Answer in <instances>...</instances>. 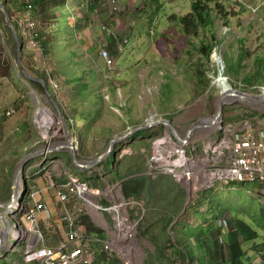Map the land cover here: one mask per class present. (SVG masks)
Returning <instances> with one entry per match:
<instances>
[{
	"label": "rangeland",
	"instance_id": "374dc122",
	"mask_svg": "<svg viewBox=\"0 0 264 264\" xmlns=\"http://www.w3.org/2000/svg\"><path fill=\"white\" fill-rule=\"evenodd\" d=\"M93 1L88 11L97 0ZM105 1L111 14L118 19L119 28L117 31L113 32L109 25H104L100 32L99 25V27H92V35L90 36L89 30H80L83 29V20L81 19L84 18L80 16L81 12L78 13L76 9H73L74 16H71L69 21L58 20L56 30L51 28L54 24L51 21H47L49 25L47 23L43 24L44 31L51 28L48 35L52 40L53 52L38 53L30 51L27 42L23 41L24 51L27 53L26 58H23L25 61H31L33 58L35 66L41 65L49 75L53 74L54 79L61 85L62 98L67 95V92L74 96L73 93L76 94L75 88L77 85L80 89L86 90V83H92L91 79L94 78L95 83L93 82L91 88L94 91L87 90L88 93H86L85 98L93 99L94 109L100 111L101 105L94 97H101L102 101L106 102L109 96H113L118 101L117 107L114 106V108H117L119 114L110 110L108 112L116 116L118 127L124 128L122 130V132L125 131L123 134L138 127H143L145 119L150 113H157L169 121L181 140L185 139L190 127L195 122L211 119L217 112L218 99L221 94L212 85V78L215 80L217 77L216 73L213 74L211 68V58L214 53L223 63L225 76L232 81L242 82L247 86L264 85V9L258 15H248L237 4L238 0H117L120 6L119 13L113 14L110 0ZM244 1L254 4L256 0ZM0 2L2 1L0 0ZM194 2L201 4L209 2L208 6L211 9H214L217 5L224 9L221 17L217 16V11H213L214 23L212 27H209V32L201 30L197 38L184 36L178 22L180 18H184L189 14L190 6ZM257 2L264 3V0H257ZM94 11L91 12L94 14ZM224 14L227 16L226 21L223 20ZM3 22L0 18V113L3 115V126L0 130V201L6 203L0 204L7 205L10 204L13 194L19 164L26 156L44 146L52 147L67 144L69 132L75 144L77 139L73 136L75 135L73 128H76V132L80 131L81 140L83 143L86 140L88 149L90 146L97 145V142L92 140L93 136L91 134L86 136L87 126L90 122L93 124L96 116L91 119V117L84 116L83 111H76L74 119L72 118L73 123L68 124L66 122L69 128L68 132L61 119V116L64 118L66 114L60 105H58L59 109H56L52 104V93V97L47 93L39 94L36 91L37 89L35 90L30 82L23 78L18 65V52L15 48L9 49L8 39L10 35ZM224 22H227V24L225 25ZM15 25L20 30L24 28L22 20L18 21L17 24L15 23ZM225 27H228L229 31ZM210 28H212L211 31L215 35L216 43L209 58L206 59L200 53V49L204 43L207 44L210 40ZM51 30L54 31V34ZM94 35L95 38L93 39ZM101 37H104L107 41L113 40L115 37L117 40L114 51L103 47L110 52L114 61V69L111 72L102 66L99 57V40ZM82 39H86L83 44ZM57 49L59 50L57 51ZM84 50H86V53ZM73 53L76 54L77 58L72 62L70 68L75 72L70 75L65 73L61 76L55 73V66L52 64L53 59L55 61V56L61 61L64 59L65 64H67L69 62L68 58ZM30 55L32 56L31 59ZM21 61L24 69L31 75L32 73L23 64L24 60L21 59ZM8 70L12 71L15 76L16 82H13L15 88L7 79L1 78V72ZM190 71L194 72L195 81L184 79V76H187ZM166 74L169 79L166 78ZM67 77L68 79L71 77L69 80L74 84H68ZM174 85L184 86L178 89V87H173ZM14 90L19 91L17 99L12 92ZM244 93L252 94L250 92ZM253 96L258 95L255 93ZM72 99L75 101L74 98ZM228 103L229 105L225 106L222 117L226 126L241 125L245 121L253 129H259L264 125V103L244 102L235 104L233 100L228 101ZM88 105L90 106V104ZM62 106H65V104L62 103ZM73 107L79 109L81 105L77 106L75 101ZM11 109H14L17 113L13 117L8 116ZM42 109L52 116L53 121L51 124L55 123L48 140L47 133L43 134L37 123L38 121H36L37 115L40 116L39 112ZM101 118H104L101 120L102 124H107L108 117L104 113ZM160 129L150 130L146 140L142 139L140 141L143 148H141V151L137 150V153L133 156H130L132 151H125L127 147L121 150H124V153L128 152L129 155H121L120 150H116L114 165H112L111 160L107 162L108 168L113 173H109V169L105 170L100 166L104 160L93 169L83 172L82 175L68 162L66 166L56 163L58 161L57 155L52 156L53 154H51L49 155L50 160H54V162L48 161L47 165L49 167L44 171L38 168L43 160L42 157L32 160L28 166V168H32L29 173L30 182L26 183L24 181L28 169L22 176L23 181L26 186H31L28 189L37 185L54 188V191L50 194V201L54 206L56 215L61 220L69 208L54 205L56 200L54 198L55 191L58 186L66 184L68 176L73 173L77 179L86 183L90 189L97 190L102 194L98 198L99 206L103 208L117 206L122 215L128 218L130 224L134 226L132 238L128 240L131 249V264H189L187 260H183L182 255L178 252L183 250L179 246L178 250L171 247L170 243L171 241L175 242L176 236L173 230L179 231L178 222L180 220L183 221L182 224L195 226L194 224L198 223L197 220L194 223L195 216L202 215L203 218L206 216L207 210L203 207L212 206L213 213L216 209L223 208L224 211L220 216L230 220L231 229L228 232L232 233L237 222L245 221L248 223L263 215L259 211L264 212V200L255 197V191L248 185H214L210 189L198 187L194 192L188 190L182 183L174 181V185L163 181L159 187V194L156 192L155 196L151 194L144 195L140 203L125 201L121 192L122 177L120 175L126 176L125 171L128 167L133 169L138 162L144 165L146 176L149 175L147 163L151 154L154 153L153 142L155 139H162L166 135L165 128L161 127ZM104 132L107 131L103 129L99 134L107 137ZM52 136L59 139L58 143L50 141ZM209 137L219 138L218 128L196 130L188 140V145H190V148L196 146V143L200 145L204 139ZM25 146L29 150L23 152V149H21L22 153L17 154L18 147L24 148ZM15 150L16 152H14ZM104 153L105 151L101 155ZM93 154L87 155V159L80 161H94L96 158ZM116 171L120 172L117 178L115 177ZM152 176V182H158L160 185L159 179L162 175ZM162 184L166 185L163 186ZM218 201H220V204ZM178 202H180V209L172 208V205L175 203L176 206ZM191 206H194V208H191ZM173 212H176L175 216L171 215ZM84 217H87L95 227L104 231L103 238L97 235H92V238L109 240L113 237V223L106 213L92 212L85 207ZM215 220V218H212L213 224ZM250 224L253 225V221ZM43 229L47 242L49 240L51 243V240H54L57 235L52 234V230L47 229L45 223H43ZM226 232L222 231V233ZM219 233L214 225L205 238L210 248L213 249L211 253L214 256L216 253L222 261L223 259L226 261L228 249L225 248L226 253H224L219 246V241L216 238ZM258 234L260 237L259 240L257 239V244H260L263 241V232L259 230ZM233 239L234 236L232 235ZM91 244L93 246L92 253L97 264L123 263L118 256L106 255L100 244H97L94 239ZM246 247L247 249L244 250L246 253L253 250L248 245ZM7 252L2 251L0 254H7L6 258L15 261L18 259L14 252ZM235 253L237 254L236 248ZM228 258L229 260L233 258L232 251Z\"/></svg>",
	"mask_w": 264,
	"mask_h": 264
},
{
	"label": "built area",
	"instance_id": "2783aa9c",
	"mask_svg": "<svg viewBox=\"0 0 264 264\" xmlns=\"http://www.w3.org/2000/svg\"><path fill=\"white\" fill-rule=\"evenodd\" d=\"M93 2V0H81V11L87 12ZM109 2L113 14H118L120 6L117 0H110ZM8 4L11 8L16 5L15 0H8ZM17 4L24 6L22 13H19L20 17H17L14 12L15 19L22 20L24 25V28H21L20 37L27 42L29 50L41 52L42 39L39 36V25L34 19L37 12V0H19ZM243 7L249 14L258 15L264 9V3L261 2L255 6L243 4ZM225 29L229 31L227 27ZM215 56L216 53L211 58V68L217 77L215 80L212 78V85L220 93L240 91L243 93L250 92L252 93L249 94L251 96L255 93L264 96V85L247 86L242 82H234L226 77L222 61L220 59L219 61L214 60ZM99 57L104 68L109 72L113 71L114 61L110 52L102 48L99 50ZM49 85L53 90L55 99L59 102L60 83L49 76ZM111 110L118 113L117 108H111ZM15 114L14 109L8 112L9 117H13ZM163 120L165 119L161 115L150 113L145 119V126ZM70 123L73 121L70 120ZM54 125L55 123L47 129V139H49ZM218 130L219 138L209 137L204 139L200 145L196 143V146L190 148L188 142L184 145L176 144L166 129V135L153 142L154 153L151 154L147 163L148 174L157 177L158 175L170 176L177 183H182L188 190L194 192L198 187L210 189L214 185H248L255 191V197L264 200V125L259 129H253L245 121L241 125L226 126L224 124ZM53 140L54 136L50 138V141ZM75 148L78 151L79 146L76 141ZM38 168L42 171L48 168L46 158ZM26 169L28 171L25 170L27 174L24 181L29 183L31 179L29 173L32 168L27 167ZM24 181L21 178L18 182L17 203L13 211L4 213V216L11 220L5 221L0 218V222L4 227L10 224L12 240L9 248L13 252L21 251L26 264H94L93 246L91 244L93 239L97 244H100L102 251L108 256H118L123 262L122 264H131V249L128 240L132 238L134 226L130 224L128 218L122 215L117 206L108 208L99 206L98 198L102 195L99 191L90 189L86 183L81 182L73 175L68 176L64 186L57 188L54 205L62 208L68 207L69 210L61 218L62 222L67 225L64 238L56 246H52L49 240L47 242L42 224L45 223L47 229L52 230V234H56L51 227L53 212L45 200V195L54 188H43L39 185L30 188V201L25 207L23 201L27 187ZM84 206L92 212L106 213L109 216L113 223L112 238L109 240L92 238V235L81 225L85 212ZM217 225L226 230L228 229V220L220 218ZM219 241L221 243L222 239Z\"/></svg>",
	"mask_w": 264,
	"mask_h": 264
},
{
	"label": "trees",
	"instance_id": "16d2710c",
	"mask_svg": "<svg viewBox=\"0 0 264 264\" xmlns=\"http://www.w3.org/2000/svg\"><path fill=\"white\" fill-rule=\"evenodd\" d=\"M68 0H40V5H42V7H45L46 12L45 14L49 15L50 11H53L54 9H59L62 10L66 7ZM38 3V2H37ZM209 2H205L203 4L199 3V2H194L191 4L190 6V12L187 16H185L184 18H180L179 19V25H181L182 28V34L186 37H194L197 38L199 35V32L201 30L205 31V32H209L208 29L209 27H212L214 21H213V11H217L218 14L217 16L221 17V15L224 12V9H222L221 7H219L218 5L214 8L211 9L208 6ZM3 5H5L7 12L9 14V16L12 19V23L14 26V31L15 33L19 36V39L21 41V44H23V40L20 37V35L22 34L21 30L19 29L18 26L15 25L14 23V19H15V14L14 11L11 9V7L8 4V0H4ZM220 9V10H219ZM223 10V11H222ZM224 21L227 20V16L224 14ZM0 18L2 19V21H4V25L6 27V30L8 32V34L10 35L8 42H9V48L10 49H16L17 51V44L14 38V33L13 31L10 29V27L7 24L6 21V17H5V13L0 9ZM224 24L226 25L227 22H224ZM212 28H210V40L208 41V43H204L200 49V53L203 55L204 58L208 59L213 47L216 43V39H215V35L212 33ZM205 40H207V38H205ZM51 47H49V45H45V51H47V49H49ZM59 49H57L58 51ZM65 50V49H64ZM52 51V50H51ZM56 51V52H57ZM55 54V53H54ZM24 56V54H23ZM76 54L74 53L73 55H71L68 60L69 62H72L76 59ZM23 60V58H22ZM63 66H68V63L65 64L64 59H62V61L59 63V67H63ZM1 69V66H0ZM73 72H75L74 70H71L67 73L68 75L72 74ZM1 77L2 78H6V79H10L12 80V82H15V76L12 73V71L8 70V71H4L1 72ZM23 76V75H22ZM38 77V75H35ZM24 78V77H23ZM71 77H69L70 79ZM25 79V78H24ZM37 79L43 80L45 83H49V78H47V74L44 73L43 75H41V77H38ZM68 79V77H67ZM68 79V80H69ZM74 79V76H73ZM92 83H86V90H82L80 89V87L77 85L75 88L76 94L78 96V98L82 101V98L85 97L86 93H88L87 90L91 89L92 84L95 83L94 78L91 79ZM94 82V83H93ZM72 84V81H68V84ZM30 84L34 87V89L39 92V94H46V90L45 87L38 83V82H31ZM74 84V83H73ZM19 86V85H17ZM64 119L65 121L70 124L69 119L67 116L64 115ZM96 120H98V118L96 117V119H94L93 124L96 122ZM90 124V123H89ZM88 124V125H89ZM3 126V117L0 115V130L2 129ZM62 127V125H61ZM149 131H139L137 133H135L130 139H136L139 137L144 136L143 134H148ZM87 135V133H86ZM77 143H78V151L77 152V156L78 159H80L83 155H82V145H81V138L79 136H77ZM129 139V140H130ZM54 142H58L59 139L54 138L53 140ZM118 148L116 146H114L110 156L108 157L107 160H105L100 166H102L105 170H108V165L107 162L108 160H111L112 165H114L115 163V158L114 156L116 155V150ZM84 152V151H83ZM57 154H53L52 156H56ZM68 163L70 166L73 167L72 165V161H71V157H68L67 159ZM99 166V167H100ZM74 168V167H73ZM109 173H113L112 171H110L109 169ZM126 176H121L120 172L116 171L115 172V177H122L121 178V192L122 195L125 199V201H134L135 203H140L143 200V196L145 195H154L159 194V187L161 186V183L163 182L161 179H159L160 181V185L157 183L152 182L151 176L148 175L146 176L145 174V168L144 165L141 162H138L137 165L134 166L133 169H130V167H128L127 171H125ZM82 174L83 173H79ZM163 185V184H162ZM166 184H164L163 186H165ZM4 186V185H3ZM29 186H27V192L26 195L24 197V201H23V206H28L29 204V193L30 190L28 189ZM153 198V197H152ZM154 200V198H153ZM218 203L220 204V201H218ZM175 204V203H174ZM172 205V208H176L177 210L180 209V202H178V205ZM191 208H194V206H191ZM212 206L210 207H203V209L207 210L206 211V216L205 218L199 215L195 216L194 219V223L196 222V220L198 221L197 224H194L195 226H193L192 224H182V220H180L178 222V226H179V231H174L175 233V242L171 241V247H174L178 250V246L183 250V251H178L182 257L184 261H188L189 264H244V262H246L248 259L247 257H244V254H246V252L244 251L245 246L248 245V243L255 241L257 239H259L260 235L259 230L263 232V241H262V245H264V212L263 211H259L260 213L262 212L263 215H261V217L258 218H254L253 220V225L250 224V222L246 223L245 221H240L237 222L235 224V229L232 231L231 235H230V240L232 241V235L234 236V239L237 241L238 243V247H239V252L240 255L236 256L232 254L233 258L231 260H229L228 256L230 254V252H227V259L226 261H223L220 259V256L215 253V256L213 255V253H211V251L213 249L210 248L209 243L207 241V239L205 238V236L211 231L212 227H216V230H218L220 233L219 235L216 237L217 240H221L222 242L219 243V246L221 248L223 247H227V249L229 250V246L230 243L225 239V237L223 236L222 233V229L218 227L217 225V221L219 220V218H221L222 216L221 213L224 211L223 208L220 209H216L214 211V213L212 212ZM171 215L175 216L176 212L171 213ZM22 216V215H21ZM172 216V217H173ZM220 216V217H219ZM207 217V218H206ZM212 218H215L216 220L214 221V224L212 223ZM81 225H83V227L86 229V231L88 233L97 235L99 237H104V231L98 227H95L91 221L87 218V217H83L81 220ZM228 230L231 229V223L228 222ZM189 240L191 241L189 243ZM188 243V244H187ZM255 248H259L258 246L255 245ZM246 249V248H245ZM223 250V249H222ZM226 253V252H224ZM255 260V258L252 259V261H249L250 264H256L253 261ZM253 262V263H252Z\"/></svg>",
	"mask_w": 264,
	"mask_h": 264
},
{
	"label": "crops",
	"instance_id": "0c3cea01",
	"mask_svg": "<svg viewBox=\"0 0 264 264\" xmlns=\"http://www.w3.org/2000/svg\"><path fill=\"white\" fill-rule=\"evenodd\" d=\"M1 1H2L1 3L3 4L4 0H1ZM17 1H19V0H15V4L16 5H14L11 9L16 13L17 17H20L19 16V13L20 14L22 13V9L24 8V6L18 5L17 4ZM253 1H255V0H253ZM37 2H38L37 5H36L37 12L35 13L34 19L37 22V24L39 25V36L42 39V46H43L42 49H41L42 50L41 51L42 53H47V52H49L51 50H52L51 52H53V49H52V40L50 39V35H48L49 34L48 32H50V29L51 28L56 30V23H57L58 20H61V21L68 20L69 21L70 17L73 16V14H72L73 9H76V11L78 13L81 12L80 13V16L82 18H84L83 19V22H82L83 29H80V30H84V29L86 31L89 30L90 31L89 32L90 36L92 35V30H93L92 27H99V25H100V32L102 31V27H104V25H109L113 32L117 31L118 28H119L118 27L119 26L118 25V19L111 14V12L109 11L110 8L107 5V3H106L105 0H104V2H103V0H97L94 3V6H92V8L90 9V11H87V13L86 12L83 13L82 12L83 10L81 11V7H80L81 0H71L70 2L68 0L67 1V4H66V7L64 9H62V10L54 9L53 11H50L49 16H48V14L47 15L45 14V12H46L45 9L46 8L45 7H42V5H40V0H37ZM257 3L258 2L256 0L254 2V4H257ZM93 10H95L94 11V14L91 12ZM56 17L57 18L60 17V18L57 19ZM18 21L19 20L17 18L14 19V23H16V24H17ZM47 21H49V22L51 21L55 25L53 24L51 28H47L46 31H44L43 24L47 23V25H49L48 24L49 22H47ZM51 32H52V34H54V31L53 30H51ZM14 38H15V36H14ZM94 38H95V35L93 36V39ZM15 41H16V39H15ZM116 41H117L116 40V37L113 38V40H110V41H107L104 37H101L100 40H99L100 49H102L103 47H107L109 50L114 51V49H115L114 46L116 45ZM83 42L85 43L86 42V39H82V44H83ZM45 45H46V47H47V45H49V47H51V48H49V49H47V51H45ZM117 50H118V48H117ZM17 52H18V48H17ZM36 52L41 53L40 51H36ZM84 52L86 53V50H84ZM23 54H24V56H23ZM23 54H22V58L23 57L26 58L27 53L25 51H23ZM24 58H23V60H24L25 63L23 62V64L25 65L26 69L29 72H31L34 75H38V77H41V75H43L44 73H46L47 75H49V73H47L46 69H43V66H41V65H36L35 66L34 65L33 58H32L31 55H30V59L32 58L31 61L30 60L29 61H25ZM53 58H54V56H53ZM60 62H61V59H58L55 56V61L53 59V63L52 64H54V66H55V73L60 74V76H61V75L65 74V73H68L70 71L71 62H68L69 67L68 66L59 67V63ZM32 74H31V76H33ZM49 76H52L53 78H55L53 76V74H51ZM49 76H48V78H49ZM33 77L38 78L37 76H33ZM166 78L169 79L168 75H167ZM194 78H195V75H194V72L193 71H190V73L187 76H184V79H186V80H192V79L194 80ZM3 79L5 80L6 78H3ZM3 79H1V80H3ZM195 80H196V78H195ZM7 81L10 82L11 85H12V87L15 88V86L13 85L12 80L7 79ZM171 84H169V86H171ZM166 85H168V84H166ZM102 86H103V84H102ZM183 86H175L174 85L173 87H178V89H179V87H183ZM91 88H92V86H91ZM49 90H50V88H49ZM90 90L91 91H94L93 89H90ZM12 92L15 94V97L17 99V97L19 95V91L18 90H16V91L14 90ZM60 95H61L60 96V101L59 102L57 101V104L62 107V109L64 110V112H65V114H66V116L68 117L69 120H72V118L74 119V113L76 111H78V110L83 111L84 116L91 117V119L94 118V116H96L98 118V120H96V122L94 124H91V122H90V124L87 126L88 129H87V132H86L87 135L88 134L89 135L91 134L93 136L92 137L93 138L92 140H94L95 142H97V145H94L93 147L90 146L89 149H88V147H86L87 144H88L87 142H85L86 140L84 141V143L81 141V145L83 147L81 153H82L83 156L79 159V161L82 160V159H87L86 158L87 155H92V153H94L93 156L95 158H98L99 156H101V153H103L104 151L105 152L107 151V149H108V147H109L110 142H111L112 139H115V137L117 138V136L119 137V135H124L123 133L125 131L122 132V130L124 128L118 127V125H117L118 122L116 120V116L113 115V113H111V112L109 113L108 112L109 110L112 111L111 108H114V106L117 107V104H118V101H116V99H114L113 96L112 97L109 96V99L106 102L105 101H102L101 97H94L95 100H97L99 102V105H101V110L98 111L97 109H94L93 99H91V98H87L86 99L84 97V98H82V101H81L78 98L77 94H74V93H73L74 96H71L67 92V95L66 96L64 95L63 98H62V93H60ZM72 98L75 99L77 106L81 105V108L77 109V108L73 107V104H75V101H73ZM177 101H179V100H177ZM62 103L65 104V106H62ZM88 104H90V106ZM53 105L55 106V104H53ZM86 108H87V110H86ZM103 113H104V115L106 117H108L107 118L108 121L105 120L107 124H105V123L102 124V122H101V120L104 119V118H101L102 115H103ZM97 114H99V116H97ZM0 115H1V113H0ZM1 116L3 117V115H1ZM156 128H159V130H161L160 129L161 127H156ZM156 128L149 129L147 131L156 130ZM103 129H104V131H107V132H104V134L107 135V137H103L102 135L99 134L101 131H103ZM73 132H75V135H73V136H75L76 138L80 134V131L79 132H76V128H73ZM148 134H149V132H148ZM148 134L145 135V136H142L143 138L142 137H139V138H136V139L131 140L130 138L133 136L132 135L129 138L130 140L127 139L126 141L121 142V143H118V144H116L114 146H116L118 148L117 149L118 151L120 150V154L121 155L122 154H128V152L124 153V150H121V149H125L124 147H127V149L125 151H127V150L132 151V153L130 152V156H133L134 154L137 153L136 152L137 150L141 151V148H143V145L141 144L140 141H142V139L143 140L144 139L146 140V138L148 137ZM80 138H82V135H80ZM55 143H58V142H55ZM55 146H59V145H55ZM114 146H113V148H114ZM97 147H98V149H97ZM46 148H48V146L41 147L38 150H43V149H46ZM113 148H112V150H113ZM21 149H23V152H27L29 150V148H27L26 146L24 148H19L18 147V150L16 149L17 150V154L20 155L22 153L21 152L22 151ZM16 150L14 152H16ZM54 154H57V160L58 161L56 163L64 164L65 166H66V163L68 162L67 161L68 157H71L69 151H67V150H64V151H61V152H56ZM41 157H42L41 159H43V160H44V158H46L47 162L48 161H52V160H50V156L49 155L47 157H43V156H41ZM43 160H42V162H43ZM42 162H40V164ZM52 162H54V160ZM81 162H84V161H81ZM86 162H89V161H86ZM47 167H49V165H47ZM72 175L73 176H76L73 173H72ZM160 177H161V180L162 181L167 182V183L174 184L173 182L175 180L172 177H170V176L167 177V175H162ZM56 178L58 179V177H56ZM51 180H54V179H51ZM64 185L65 184L60 185L57 188H61ZM43 188H44V186H43ZM57 188H56V190H57ZM53 191L54 190H52L51 192H53ZM51 192L49 194L45 195V200L49 204L50 208L52 209V212H53V220L51 222V227L55 230L56 235H57V236H55V239L54 240L53 239L51 240V243L50 244L52 246H56L58 244V242L62 238H64V235H65V232H66V229L65 228L67 227V225L64 224L63 222H61L62 220H60V217L58 218V216L55 213L56 211H55V209L52 206V203L50 201V194H51ZM55 193H57V192L55 191ZM54 198H56V194L54 195ZM10 202H11V200H10ZM0 203H6V202H1L0 201ZM42 227H43V224H42ZM223 231L226 232V230H223ZM230 235H231V233H229L228 231L226 233H223V236L225 237V239L230 243L228 252L231 253V251H232V254L233 255H236V253H235V248H236L237 249V256H239L240 255V252H239L238 243H237V241L235 239H233L231 241L230 240ZM258 240H255V241H252V242L248 243V246L249 247H252L253 250L252 251H248L246 254H244V257L245 258L247 257V259H248L246 262H244V264H250L249 261H252L253 258H255V260L253 261L254 263L257 262L256 264H264V245L261 244L262 242H260V244H257L258 243ZM255 245H257L259 248L258 249L255 248ZM222 249H223L224 252H226L225 251V247H223ZM231 249H233V250H231ZM246 249H247V247H246ZM246 249L244 248V250H246ZM6 253H8V252H6ZM14 254H16L17 257H18V259H16V261L13 260V259H10V258L9 259L6 258V255L7 254L6 255H3V254L1 255L0 254V264H26L25 261H24V258L21 256V254H17V253H14Z\"/></svg>",
	"mask_w": 264,
	"mask_h": 264
},
{
	"label": "water",
	"instance_id": "95a60500",
	"mask_svg": "<svg viewBox=\"0 0 264 264\" xmlns=\"http://www.w3.org/2000/svg\"><path fill=\"white\" fill-rule=\"evenodd\" d=\"M0 9L5 13V17H6V21L8 26L10 27V29L13 31L15 39H16V43H17V48H18V65L20 67L21 70V74L23 75V77L25 78L26 81L28 82H38L40 84H42L45 87V90L47 92V94L52 97L51 95V91L49 90V87L47 85V83H45L43 80L37 79L33 76H31L22 66V53L24 51V45L21 44V41L19 39V36L15 33L14 31V26L12 23V19L9 16L7 9L5 7V5H3L0 2ZM232 101L237 104V103H255V104H261L264 103V96L263 95H258V96H249L245 93L239 92V91H233V92H224L221 93L218 99V104H217V112L216 114L209 120H201V121H197L195 122L189 129L186 137L184 140H181L180 137L177 134V131L175 130V128L173 127V125L167 121V120H163V121H158L155 122L152 125H146L143 127H138L132 131H129L127 133H125L124 135H121L115 139H112L110 142V145L107 149V151L99 156L98 158H96L94 161L91 162H81L79 161L77 154H76V148L74 146L73 143V139L71 138L70 132H69V128L67 127V123L65 121V119L63 118V116H61V119L63 120L65 127L67 129V131L69 132V140L68 143L65 145H61V146H52V147H48L46 149L43 150H37L34 151L33 153L29 154L28 156H26L23 161L19 164V170L16 174L15 177V182H14V188H13V194L11 197V202L10 204L7 205H2L0 204V209H2L4 212H8V211H13V208L15 207V204L17 203V189H18V182L20 181V179L22 178L27 165L36 158H39L41 156H48L51 154H54L56 152H61L64 150L69 151L70 155H71V161H72V165L74 167V169H76V171L78 173H83L86 170H90L93 169L94 167L98 166L99 164L102 163V161L107 160L109 155L111 154L112 148L114 145L124 142L127 139H129L132 135H134L135 133L139 132V131H147L152 127L155 126H163L165 127V129H167L171 139L177 143V144H181L184 145L188 142V140L191 138V136L193 135V133L196 130L199 129H208V128H215V129H219L223 127V111L225 106L229 105L228 101ZM54 104L56 105V109H59L57 102H54ZM0 218H2V220H7L10 221V218H7L4 216V214H1ZM10 224L9 226L7 225L6 227H3V225L0 224V253L4 250H7V244L10 240Z\"/></svg>",
	"mask_w": 264,
	"mask_h": 264
},
{
	"label": "clouds",
	"instance_id": "9594fccd",
	"mask_svg": "<svg viewBox=\"0 0 264 264\" xmlns=\"http://www.w3.org/2000/svg\"><path fill=\"white\" fill-rule=\"evenodd\" d=\"M237 4L245 11V12H247L246 10H245V8L243 7V4H249V5H258L259 3H257V4H252V3H249V2H247V1H244V0H238L237 1ZM87 13V12H86ZM248 13V12H247ZM73 14V13H72ZM248 15H251V14H249L248 13ZM74 16V15H73ZM81 20H83V19H81ZM228 28V27H227ZM23 54V53H22ZM47 78H48V75H47ZM47 85H48V87L50 88V91H51V93H52V95H53V97L51 98V101H52V103L54 104V102H57V100L55 99V96H54V93H53V90H52V88H51V86L49 85V83H48V81H47ZM61 91H62V89H61ZM240 92V91H239ZM243 93V92H242ZM249 96H251V95H249ZM58 105V104H57ZM55 107H56V105H55ZM59 107V106H58ZM17 114V113H16ZM15 114V115H16ZM14 115V116H15ZM38 116V115H37ZM69 122H70V120H69ZM224 125V124H223ZM145 126V125H144ZM156 127H163V126H155V127H152V128H156ZM152 128H150V129H152ZM165 128V127H164ZM166 130V129H165ZM79 137H80V135H78ZM48 140V139H47ZM73 141V140H72ZM77 141V140H76ZM74 143V142H73ZM74 146H75V144H74ZM76 154H77V152H76ZM43 157H47V156H43ZM78 157V156H77ZM34 160V159H33ZM30 164V163H29ZM29 164L27 165V167L29 166ZM26 167V168H27ZM28 186V185H27ZM26 186V187H27ZM256 196V195H255ZM5 212L2 210V209H0V214H4ZM220 219V218H219ZM228 220V219H227ZM228 222H230V220H228ZM0 224L1 225H3L2 224V222H0ZM4 227V226H3ZM222 230H224V229H222ZM227 230V229H226ZM11 231V230H10ZM91 234V233H90ZM91 235H94V234H91ZM99 237V236H98ZM101 239V238H100ZM105 239V238H104ZM11 240H12V234H10V240H9V242H8V244H7V250H4V252H7V251H11L10 250V248H9V245L11 244ZM15 243H17L16 241H14ZM220 242V241H219ZM20 249H22V247H19ZM13 252V251H12ZM104 252V251H103ZM14 253H17V254H21V256H22V252L21 251H18V252H14ZM105 253V252H104ZM106 254V253H105ZM107 255V254H106ZM23 257V256H22ZM93 257H94V264H97V261H96V259H95V256H94V254H93ZM24 258V257H23ZM25 261V260H24ZM26 263V262H25Z\"/></svg>",
	"mask_w": 264,
	"mask_h": 264
},
{
	"label": "bare ground",
	"instance_id": "6f19581e",
	"mask_svg": "<svg viewBox=\"0 0 264 264\" xmlns=\"http://www.w3.org/2000/svg\"><path fill=\"white\" fill-rule=\"evenodd\" d=\"M214 60L219 61V58L217 56H215ZM39 115L40 116H37V121H38L37 123L42 128L41 131L45 135L49 126L52 125L51 124L53 121L52 116L50 114H48L44 109L40 110ZM15 206H16V204H15Z\"/></svg>",
	"mask_w": 264,
	"mask_h": 264
}]
</instances>
